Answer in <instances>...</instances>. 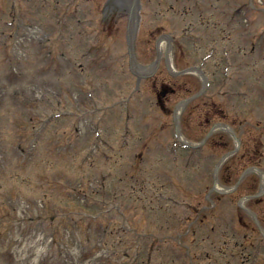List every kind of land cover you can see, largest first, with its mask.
<instances>
[{"label":"rangeland","instance_id":"1","mask_svg":"<svg viewBox=\"0 0 264 264\" xmlns=\"http://www.w3.org/2000/svg\"><path fill=\"white\" fill-rule=\"evenodd\" d=\"M107 1L0 0V264H118L136 239L110 233L121 224L178 239L192 226L181 246L161 243L159 262L141 246L138 264H264V193L246 199L264 174L226 191L245 166L264 170V0H142L140 62L163 47L138 87L131 14L106 20ZM168 60L209 79L182 112L184 139L203 140L218 106L241 138L221 191L216 164L236 140L217 129L198 148L177 142V106L205 83Z\"/></svg>","mask_w":264,"mask_h":264},{"label":"water","instance_id":"2","mask_svg":"<svg viewBox=\"0 0 264 264\" xmlns=\"http://www.w3.org/2000/svg\"><path fill=\"white\" fill-rule=\"evenodd\" d=\"M141 1H142V0H119L118 4L115 6V8H114V9H111V10H108V9H107V5H106V8H105V15H104V16H105V19H106V20H111V19H112L115 15H117L120 11H123V10H127V11H129V10H130V7L132 6L130 11H131V13H132L133 11H135V14H136V16H135V20L137 19V14H138L139 18H138L137 29L135 30V36H134V34L132 33V32H133V31H132V25H131V23H130V27H129L130 52H131V55H133V53H132V49H133V45H132V43H133V44H134V49H133V50H134V56H135V58H136L138 64H140V66H143L142 74L145 73L144 75H152L153 73H155V72L157 71V69H158V67H159V65H160L161 60L159 61L158 66H157L156 69H155L154 64H155L156 61H154V62L151 63V64H143V63L140 62V60H139V58H138V55H137V51H136V40H137V35H138V31H139L140 24H141ZM112 2H113L112 0L109 1L110 4H112ZM121 3H122V4H121ZM130 11H129V12H130ZM134 22H135V21H134ZM133 39H134V42H133ZM133 67H134V65H133ZM135 67H136V66H135ZM194 68H195V69H198V70L201 71V69L198 68V67H191V68H188V69L182 70L181 73H183V72H187V71H189V70H193ZM133 69H134V68H133ZM134 70H135V69H134ZM140 72H141V71H140ZM204 78H205V81H206V85H205L204 89H203L202 91H200L199 93H197V94L191 96L190 98L185 99V100H184V103H185V104H186L187 102H189L190 100H192V99L196 98L197 96H199V95L205 90V88H206L207 85H208L207 77L205 76V74H204ZM219 125H222V126H225V127L228 126V125H226L225 123H219V124L215 125V126L213 127V129L216 128V127L219 126ZM213 129L210 131V133L207 135V137L212 133ZM232 134L236 137V135H235V133H234L233 131H232ZM207 137H206V138H207ZM220 165H221V162L218 163V165H217V170L219 169Z\"/></svg>","mask_w":264,"mask_h":264},{"label":"trees","instance_id":"3","mask_svg":"<svg viewBox=\"0 0 264 264\" xmlns=\"http://www.w3.org/2000/svg\"><path fill=\"white\" fill-rule=\"evenodd\" d=\"M189 105H190V104H189ZM189 105H188V106H189ZM217 106H218V105H217ZM223 110H225L223 107L218 106V109L216 108V111H215L214 113H212V114H215V115L218 117L217 119L214 120L215 123L218 122V121H222V120L227 116V114L224 113ZM210 117H211V116H210ZM210 117H209V118H210ZM211 121H212V119H211ZM253 165H259V164L252 163L251 166H253ZM246 167H250V165H249V166H245V168H246Z\"/></svg>","mask_w":264,"mask_h":264},{"label":"bare ground","instance_id":"4","mask_svg":"<svg viewBox=\"0 0 264 264\" xmlns=\"http://www.w3.org/2000/svg\"><path fill=\"white\" fill-rule=\"evenodd\" d=\"M162 47H163L162 46V41L160 40V43H159V49H160V51L162 50ZM182 109H183V104H179L177 106V109H176L177 116H179L181 114ZM263 188H264V176H263Z\"/></svg>","mask_w":264,"mask_h":264}]
</instances>
